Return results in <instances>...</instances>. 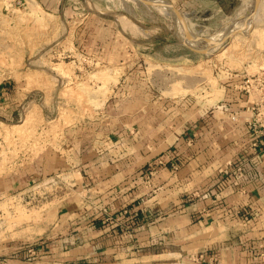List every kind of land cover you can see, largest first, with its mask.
<instances>
[{
	"label": "rangeland",
	"instance_id": "1",
	"mask_svg": "<svg viewBox=\"0 0 264 264\" xmlns=\"http://www.w3.org/2000/svg\"><path fill=\"white\" fill-rule=\"evenodd\" d=\"M144 2L0 0V92L20 94L11 116L0 113V174L30 162L65 128L100 120L106 135L116 126L121 154L130 150L139 164L160 152L166 131L240 99L245 77L264 62V0L245 32L234 30L252 0ZM99 205L94 183L65 175L0 194V264H75L48 254L50 231L64 232L66 218L76 232L78 221L94 223Z\"/></svg>",
	"mask_w": 264,
	"mask_h": 264
},
{
	"label": "crops",
	"instance_id": "2",
	"mask_svg": "<svg viewBox=\"0 0 264 264\" xmlns=\"http://www.w3.org/2000/svg\"><path fill=\"white\" fill-rule=\"evenodd\" d=\"M19 95L1 90L5 119ZM239 97L207 118L166 131L160 152L145 153L139 164L129 149L121 154L115 125L113 135L101 120L65 128L57 143L0 174V194L62 175L95 184L99 219L78 221L76 232L68 228L77 222L66 218L59 220L64 232L56 224L50 231L48 254L68 263L264 264V155L249 148L253 95ZM229 163L242 172L222 174Z\"/></svg>",
	"mask_w": 264,
	"mask_h": 264
},
{
	"label": "built area",
	"instance_id": "3",
	"mask_svg": "<svg viewBox=\"0 0 264 264\" xmlns=\"http://www.w3.org/2000/svg\"><path fill=\"white\" fill-rule=\"evenodd\" d=\"M261 65L260 70L256 74L245 77L241 88L245 92L252 91L255 95V100L249 106V110L253 115L251 120L247 122V126L253 136L249 144L250 151L257 155H264V62ZM235 118L236 115L234 114L232 119ZM165 160L164 158V160H160L158 163L161 164ZM229 168L235 169L238 173L242 172L240 164L229 163L227 170H224V172L227 173Z\"/></svg>",
	"mask_w": 264,
	"mask_h": 264
},
{
	"label": "water",
	"instance_id": "4",
	"mask_svg": "<svg viewBox=\"0 0 264 264\" xmlns=\"http://www.w3.org/2000/svg\"><path fill=\"white\" fill-rule=\"evenodd\" d=\"M140 1H141V2H144V0H140ZM144 3H145V2H144ZM259 3H260V0H254V11L257 10V7H258ZM168 6L170 7V9H171L172 12L174 13V15L178 18L179 23H180V26L182 27V29H183V31H184V36H185L186 38H189V39L191 38V40H193L194 42H198V41H199L198 38H196V37H193V38H192V36H190V33L188 32L186 25H185L184 22L182 21L180 15H179V12L177 11V9L174 8L173 6H170V5H168ZM254 13H255V12H252V14H250V15H251L250 17H253V16H254ZM236 32H240V30H238V31H236ZM183 44H184L185 46H187L188 48H190L191 50H193V51H195V52H198V53H200V54H206L207 51L210 50V49H209V50H208V49H196V48H194V47H192V46H189L188 44H185L184 42H183Z\"/></svg>",
	"mask_w": 264,
	"mask_h": 264
},
{
	"label": "bare ground",
	"instance_id": "5",
	"mask_svg": "<svg viewBox=\"0 0 264 264\" xmlns=\"http://www.w3.org/2000/svg\"><path fill=\"white\" fill-rule=\"evenodd\" d=\"M250 10H251V13L250 14H252V12H255L254 11V0H252V4H251V7H250ZM251 19H252V17L250 18H247L242 24H239L236 28H235V30L234 31H238V30H240V32H245V30H243L242 28H244V25H246V24H248V23H250V21H251ZM234 31H232V32H234ZM225 33V32H224ZM234 34V33H233ZM232 35V34H231ZM230 35V36H231ZM188 39V38H187ZM192 41V40H191ZM187 42V41H186ZM201 43H203V42H201ZM190 44H191V42H190ZM197 45H199V44H197ZM192 46V45H191Z\"/></svg>",
	"mask_w": 264,
	"mask_h": 264
}]
</instances>
